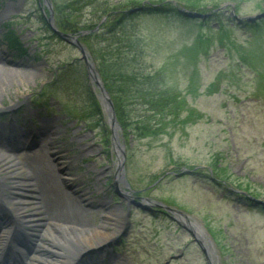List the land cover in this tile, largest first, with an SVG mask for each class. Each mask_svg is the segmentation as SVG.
I'll return each mask as SVG.
<instances>
[{
    "label": "rangeland",
    "instance_id": "obj_1",
    "mask_svg": "<svg viewBox=\"0 0 264 264\" xmlns=\"http://www.w3.org/2000/svg\"><path fill=\"white\" fill-rule=\"evenodd\" d=\"M65 1L49 0L53 21L70 20L63 13L70 10L63 6ZM118 1L123 3L114 8ZM142 1L147 0H137ZM170 3L176 9L210 14L190 18L176 10L146 9L115 27L117 38L132 34L139 41V45L123 47L126 68L137 78L134 88L169 95L163 89L178 96L177 103H168L161 120L147 110L139 93L123 101L118 138L123 144L126 185L117 177L116 187L129 197H119L113 183L117 159L111 132L78 49L45 24L40 17L47 19L42 0H0V78L6 80L0 84L1 102L5 106L20 103L12 115L17 124L30 121L34 127L40 119L51 118L56 126L50 142L29 137L11 147L21 165L18 172L27 175L32 170L49 178L54 187L66 191L74 206L80 205L81 223L99 227L98 234L86 231L83 235L91 244L80 246L78 252L86 251L77 257L81 259L77 264H84L89 260L86 252L94 251V258L104 259L99 264H164L167 260V264H206L200 247L176 215L143 198L181 210L196 221L213 250L208 255L210 264H264V206L238 204L227 191V187H238L264 203V17L239 22L230 14V9L236 16L263 12L264 0ZM79 4L81 10L70 17L77 28L61 29L80 33L78 40L92 55L97 72L109 71L102 51L91 53L89 46H103L105 51L111 38L101 41L96 33L107 28L103 25L113 17L110 13L123 12L132 4L124 0ZM221 4L225 9L221 17H227L223 23L214 15ZM6 24L19 35L25 54L2 43ZM16 69L26 78L22 83ZM9 118L6 114L0 121ZM139 120L154 130L142 133ZM36 142L34 150L27 149ZM182 168L190 171L179 173ZM63 173H68L66 179L57 176ZM7 175V170L1 173V183L7 184ZM45 194L52 203L51 193L46 190ZM34 208L30 199L25 211L31 213ZM39 213L36 223L40 225L24 227L40 251L37 257L32 255L30 264H69L74 242L62 247L43 231L39 233L40 226L50 221ZM66 217L76 218L72 212Z\"/></svg>",
    "mask_w": 264,
    "mask_h": 264
},
{
    "label": "bare ground",
    "instance_id": "obj_2",
    "mask_svg": "<svg viewBox=\"0 0 264 264\" xmlns=\"http://www.w3.org/2000/svg\"><path fill=\"white\" fill-rule=\"evenodd\" d=\"M15 73L17 74L20 83L26 80V78H23V75L21 74L22 72L19 70L17 71L16 69ZM25 75L27 77L31 76L30 74ZM5 81V79L0 78L1 86L6 83ZM1 101L2 96L0 93V112L4 110L13 111V108L16 110L19 106L18 102H11L10 105L4 106ZM23 124L25 125L24 127H15L16 125H13L12 123H0V173H3L4 170H7L8 172V175L5 178V180L8 181V185L5 183H3L4 185L2 184L0 189V200H4V202L8 203L10 212L15 216L18 223L23 226H31L33 223H35L33 225H40V223H36L39 222L37 219V212L42 213L43 217L48 218L50 221L40 226L41 231L39 233L43 231L44 235L47 234L53 242L62 247L71 245L74 242L72 245L75 247V252L73 254L74 257L81 248L80 246L91 244V240L83 236L86 231H91L96 235L98 234L97 230H99V227H88L79 221V218L84 215V212L80 205L74 206L72 204V198L66 193V191L53 187L49 182L47 185L45 179L41 180L40 185L32 178L34 175H26L24 172L20 173V170L18 172V169L20 168L19 160H16V157L12 156V154L10 156V153H8L9 151H7L8 147L3 144L8 143V141L17 143L24 142L28 138H25L22 134L26 132L29 133L30 131L34 132L33 138L39 140L44 138L47 139L48 142L53 140V136L56 135V126L54 125V120L51 118L40 119L34 126L35 128H32L30 123ZM116 151L118 152V149H116ZM67 174L63 173L62 175L65 176ZM36 179L38 178L36 177ZM64 179H66V177ZM47 186L52 195V203L42 201L45 196V187ZM2 187L4 189H2ZM25 194H30L32 198L25 197ZM30 199L33 200L35 206L34 213H26L25 211L26 204ZM71 212L75 215V219L66 217V215ZM4 216L5 215H3V217ZM12 223L13 221L8 223L7 219L0 217V260L2 261L3 257L1 258V256L4 254V258H6L9 263L23 264L27 261V264H30L32 261L31 255L35 253V247L38 246V244H35V240H33L30 230H27L22 234L21 231H15L19 226L15 223L16 226L14 227ZM20 228L23 227L20 226ZM200 236L207 250L212 252V248L202 232ZM37 256L38 255L36 254V257ZM73 257L71 256V259Z\"/></svg>",
    "mask_w": 264,
    "mask_h": 264
},
{
    "label": "trees",
    "instance_id": "obj_3",
    "mask_svg": "<svg viewBox=\"0 0 264 264\" xmlns=\"http://www.w3.org/2000/svg\"><path fill=\"white\" fill-rule=\"evenodd\" d=\"M81 1L82 0H66L63 3V6L65 8L70 9L69 10L70 12L69 11L63 12L64 14L69 15L70 20L68 19L64 20V18L63 19L57 18L56 20L55 18V21L60 28L65 29V30H73L77 28V24L75 22H72V19L70 17H73L75 14H77L81 10L82 5L79 4ZM124 1L129 2L132 5H136L137 3H139L137 2V0H124ZM91 2L92 0H83L84 5L91 4ZM122 3L123 1H118L115 4L114 8L118 7L117 5H121ZM159 3H160L159 6L155 9L164 10L163 12L165 11L170 12L172 10H176V8L170 2L159 0ZM55 7L58 10L60 9V6L58 5H55ZM150 9L152 8L150 7ZM223 11L225 10L223 9L217 10L214 13V15H216L217 18H219L222 23H223V19H227V17L224 15L223 17H221L222 15L221 12ZM177 13L180 14L178 11ZM110 14H113V17L103 25V27H107V28L96 33V36H99L101 38V41H102V37L106 39L111 38V41H108L107 44L105 45V51L102 50L103 46H99L97 48H93L92 46H89V47H90L91 53H97L98 55H99V50H101L102 53L104 54L105 62L110 68L109 71H107V69L104 70L103 68H100L99 72L101 73V76L104 78V80L107 83L106 87L108 91L110 92L111 97L113 99L117 116L119 120L121 121L122 119L120 118L119 110L124 104L123 101L129 100V98H133L135 94L139 93V98L145 100V102L148 104L147 110L154 111L152 112L154 113L153 114L154 117H156L157 115H160V118L157 117V120L159 119L161 120V117H163L161 116V113H164V110L166 106L168 105V103H171V102L177 103V101L175 100L178 99V96L175 93H171L163 89L162 91L168 93L169 95L164 94L162 92H159V95H158V93H154L155 90L152 91L151 89L146 92L143 90H139V88H134V85L137 84V78L133 74V71H130L126 68V62H125V57H124L125 54H123L125 50L123 49V47L139 45L138 44L139 41L132 34H126V36L124 34V37L119 36L118 38L116 35L115 27H117V25L119 24H123V22L126 21L125 19H127L128 16L132 17L136 14H139V11H132V12L123 11V12H119L118 14L115 12H112ZM40 17L43 18L42 15H40ZM104 34H107L108 36H105ZM113 38H117V40L114 41ZM5 39H6V42L10 46L17 45V42H15V39L8 32H7V35L5 36ZM122 39H125L127 43L126 44L123 43ZM139 51L141 52V49ZM141 53L143 54V52ZM144 76L147 77V75H144ZM110 79H111V82L109 83L108 80ZM167 97L169 99H167ZM90 99L93 105L97 106L96 100L94 99V97L91 96ZM137 126L142 130V133H147L151 130H154L148 124H144L142 120L137 121ZM219 181L220 183L218 184L223 183L221 179H219ZM236 194H241V196H244V194L240 192H236Z\"/></svg>",
    "mask_w": 264,
    "mask_h": 264
},
{
    "label": "water",
    "instance_id": "obj_4",
    "mask_svg": "<svg viewBox=\"0 0 264 264\" xmlns=\"http://www.w3.org/2000/svg\"><path fill=\"white\" fill-rule=\"evenodd\" d=\"M43 3L48 7L49 9V15L47 18V23L48 25L51 27V29L55 32V34L60 37L61 39L73 44L74 46H76L78 48V50L81 53V58L84 61L85 64V69H86V73L88 76L89 81L94 84L98 90V98L99 101L102 105V108L106 114L107 117V122L110 128V132H111V139H112V147L115 148V155H116V170H115V177H114V181H115V186L117 184V177L124 182V184L126 185V182L124 180V176H123V162H124V151H123V144L119 142V131H120V125L116 119L115 116V111H114V106H113V102L112 99L107 91V89L104 86L103 81L101 80L97 70L95 69V66L92 62L91 56L88 53V51L85 49V47L82 45V43L78 40V36L79 34H70L67 32H63L59 29H57V27L53 24V20H52V11H51V7L49 4L48 0H43ZM183 12L191 17H195V16H204V14L199 13L197 11H192V10H186L184 9ZM263 13H258L252 16H249L250 18H258L261 15H263ZM116 149H118V152L116 151ZM183 171H189L186 168H182V170L180 171V173H182ZM117 193L120 197H124L125 194H122V192H120L117 187H116ZM251 199L255 202H263L262 200H259L257 198H252ZM147 200V199H145ZM149 201V200H148ZM150 203L155 204L156 206H161L163 208H165L168 211L173 212L176 217V220L178 221V223L185 229L187 230L191 236L193 237V239L199 244L200 248L202 249V251L205 254V258L208 264H210L209 260H208V255L209 257L213 255V253L211 251H208L200 234L201 232L204 233L203 229L201 228V226L195 222L192 221L184 212H182L181 210L178 209H174V208H170L169 206L165 205V204H160L157 202H152L149 201ZM137 205L141 206V207H145V204H142L141 202H135Z\"/></svg>",
    "mask_w": 264,
    "mask_h": 264
}]
</instances>
